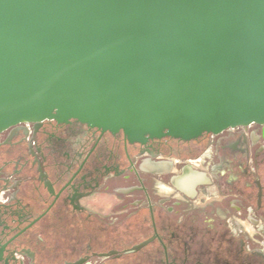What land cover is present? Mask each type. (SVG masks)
<instances>
[{
  "label": "flooded vegetation",
  "instance_id": "flooded-vegetation-1",
  "mask_svg": "<svg viewBox=\"0 0 264 264\" xmlns=\"http://www.w3.org/2000/svg\"><path fill=\"white\" fill-rule=\"evenodd\" d=\"M0 264H264V125L129 142L0 133Z\"/></svg>",
  "mask_w": 264,
  "mask_h": 264
},
{
  "label": "water",
  "instance_id": "water-1",
  "mask_svg": "<svg viewBox=\"0 0 264 264\" xmlns=\"http://www.w3.org/2000/svg\"><path fill=\"white\" fill-rule=\"evenodd\" d=\"M129 142L264 125V0H0V133Z\"/></svg>",
  "mask_w": 264,
  "mask_h": 264
}]
</instances>
